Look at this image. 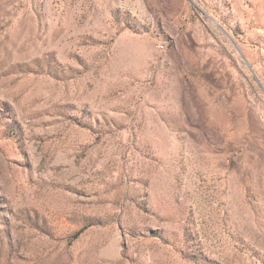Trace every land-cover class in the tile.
Wrapping results in <instances>:
<instances>
[{"label": "rangeland", "instance_id": "rangeland-1", "mask_svg": "<svg viewBox=\"0 0 264 264\" xmlns=\"http://www.w3.org/2000/svg\"><path fill=\"white\" fill-rule=\"evenodd\" d=\"M0 264H264V0H0Z\"/></svg>", "mask_w": 264, "mask_h": 264}]
</instances>
